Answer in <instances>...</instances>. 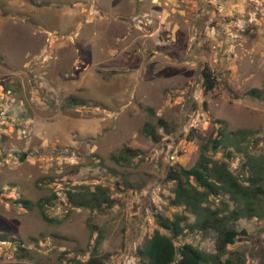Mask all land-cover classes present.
<instances>
[{"label":"rangeland","instance_id":"1","mask_svg":"<svg viewBox=\"0 0 264 264\" xmlns=\"http://www.w3.org/2000/svg\"><path fill=\"white\" fill-rule=\"evenodd\" d=\"M199 135L228 137L211 155L242 180L264 161V0H0V264H141L136 248L165 233L154 213L181 211L166 174L196 162ZM125 147L138 155L111 158ZM80 185L107 187L114 205L72 206ZM257 203L229 219L239 235L224 257L264 264V194ZM215 241L177 244L213 253Z\"/></svg>","mask_w":264,"mask_h":264},{"label":"trees","instance_id":"2","mask_svg":"<svg viewBox=\"0 0 264 264\" xmlns=\"http://www.w3.org/2000/svg\"><path fill=\"white\" fill-rule=\"evenodd\" d=\"M201 77L203 91H211L216 85V79L207 64L201 68ZM250 93L256 98L261 96L257 88L251 89ZM71 104L79 103H75L73 97ZM146 110L149 114L153 113L150 107ZM158 123L162 126L163 120L158 119ZM143 132L151 139L156 138L149 123L144 124ZM246 132L242 129L233 131L232 139L242 137ZM199 137L201 143L196 162L190 168L170 166L167 171L166 180L175 182L170 205L180 207L181 211L173 213L171 217L154 213L155 223L165 233L156 228L142 246L136 248L135 255L141 264H243V259L236 254L224 257L227 246L234 243L239 235L236 229L229 227V219L237 220L257 213L259 194H264V161L250 163L249 174L242 180L232 173L226 161L215 159L211 155L219 147H225L224 140L229 143L228 137ZM231 152L226 151L225 156H231ZM138 153L137 149L125 147L118 154H112L111 158L116 162L128 161ZM214 198L219 199V205L212 208L209 204ZM66 199L72 206L95 210L111 208L114 205L109 189L102 185H95L92 190L88 186L80 185L77 191L68 190ZM21 202L28 210L33 206L29 200L21 199ZM37 205L43 218L51 221L42 211L48 202L44 203L41 199ZM189 215H193L194 219L190 220ZM209 231L216 234L213 253H207L188 242L177 244L178 239L185 236L186 232L195 234ZM5 237L0 235V239ZM85 264L100 262L89 258Z\"/></svg>","mask_w":264,"mask_h":264}]
</instances>
